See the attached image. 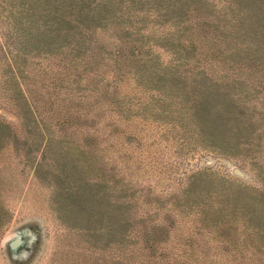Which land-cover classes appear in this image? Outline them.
Masks as SVG:
<instances>
[{"label":"rangeland","instance_id":"rangeland-1","mask_svg":"<svg viewBox=\"0 0 264 264\" xmlns=\"http://www.w3.org/2000/svg\"><path fill=\"white\" fill-rule=\"evenodd\" d=\"M107 1L121 16L85 28L83 2L75 21L70 4L59 0H0V121L7 124L0 130V264H134L137 251L156 250L141 247L145 233L153 234L147 232L152 223L165 228L154 232L165 250L192 251L186 257L182 252V264H194L195 256L200 264H264V258L248 260L244 250L234 260L223 258L231 247L218 244L217 232L198 229L195 219L203 202L239 193L233 233L240 234L237 227L250 214L264 230V0H230L231 14L249 18L256 35L252 40V31L242 32L236 43H243L238 47L244 53L230 55L238 57L232 62L224 57L233 51L218 54L217 46L201 51L199 44L186 48L170 41L173 26L166 19L147 15L129 29V12L141 11L126 0ZM161 1L183 2L191 18L197 12L192 3L202 2L198 17L205 20H215L226 5ZM41 10L61 18L40 31ZM191 30L198 34L200 28L177 38L185 43ZM134 38L147 44L159 68L178 57L169 72L179 64L182 74L198 66L212 81L225 73L244 79L219 85L198 73V87L188 77L163 72L157 79L147 70L141 80L130 55L116 64L111 56L116 47L127 53ZM196 57L217 64L207 69ZM167 89L175 98H165ZM189 95L197 97L196 105ZM174 106L195 116L202 139L166 124L175 119Z\"/></svg>","mask_w":264,"mask_h":264},{"label":"trees","instance_id":"trees-1","mask_svg":"<svg viewBox=\"0 0 264 264\" xmlns=\"http://www.w3.org/2000/svg\"><path fill=\"white\" fill-rule=\"evenodd\" d=\"M44 2H47L48 0H43ZM60 2L69 3V9L70 12H72V19L74 18L75 10L79 9L81 6V3L83 2V27L89 28L91 26H98L100 25L101 21H108L111 20L117 16H121L122 11L117 10V5H109L107 0H59ZM126 5L132 6L134 10L141 11V15L135 14V11L129 12V18L130 23L128 26L129 29H134V26L138 23V21L141 20V18L149 15L148 17L153 19H160L162 21L169 20L171 21V25L173 26V29L171 31V34L173 37L170 39V41H175L176 44H181L186 48H191L192 46H195L196 44H199V49L202 51L206 49L207 44L208 49L211 50L213 47V50L215 49V46H217L218 54H224L233 51L232 53H228L226 60H229L230 62L236 61L238 57L243 56L244 52H240V46H242L243 43L239 44L236 42H239L238 37L240 38V35L243 34L242 32H248L252 31V40L255 38V30L253 29L251 25V21L249 18H244V16L241 13H237L236 15H232L231 13L234 11V3L230 0H225V4L221 12L216 15V19L212 20H205L199 18V13H202L201 9L204 7L202 2L195 1L192 3V8H195L197 12L195 11L193 18L187 17V14L185 13V10H187V7L183 6V2L180 4L178 3L175 5V2L172 4H165L161 0H126ZM241 1V0H238ZM53 2V1H52ZM56 1H54V6H56ZM53 4V3H52ZM137 4V6H136ZM144 4V5H142ZM61 6V3L59 4ZM119 7L121 5H118ZM140 6H143L144 8L141 9ZM199 11V13H198ZM41 18L43 20V26L39 29L42 31V29L47 25L48 21L52 19H56L57 21L60 20L61 17H58V13L55 12H49L41 10L40 12ZM198 17V18H197ZM226 18V19H225ZM193 19L192 23H187L188 20ZM227 20V21H226ZM75 21H78L76 19ZM89 22H92L90 24ZM95 22V23H94ZM200 28L198 30V34L202 37H208V42L204 43L201 41L200 36H198L197 33L191 34L192 37L187 35L188 38L186 42H182L179 40L180 35H182L186 30ZM252 29V30H251ZM126 29L122 31V33H126ZM176 32V33H175ZM177 35L176 37L174 35ZM124 35V34H123ZM167 35V34H166ZM163 35V37H167L170 35ZM162 37V38H163ZM136 38H134L129 47H127V53H125L124 47H116L112 52V61L118 63L120 61V57H125L127 55H130V58L132 60L131 62V68L136 69L135 77H140L141 80H143L146 76L147 70H153L154 74L156 75V78L158 79L161 77L163 72H167L168 76H174L175 78L188 77L189 82L193 85L200 86V82L198 80L197 74L201 73L200 77H204L206 79H209L214 84L219 85H231V84H237L240 81H243V76L235 74H229L225 73L222 75V77H225V79L218 81L214 77V81H212L210 78H207V70H203L198 66L190 67V71L188 73H181V71H178L179 67L177 64L176 68L169 72L168 69L171 68L173 65V62L178 60V57L174 56L171 59V63L164 65L163 67H157L159 63L155 62V57H153V54L151 53V50L146 49V45L144 46V42L142 41H136ZM160 38H156L155 40H159ZM75 40V39H72ZM74 42V41H73ZM143 44V48L145 50L141 49V46ZM237 44V45H235ZM247 45H250L251 42L247 41ZM211 45V46H210ZM245 45L246 47H248ZM203 46H205L203 48ZM239 46V47H238ZM129 48V49H128ZM239 48V49H238ZM237 52L238 57H230V55ZM240 52V53H239ZM195 55H201L200 53ZM195 55H192L193 63L195 62ZM251 58L255 57V53L251 54ZM196 62H200L202 65H204L208 69V65L215 66L217 64L216 61H204L201 60L199 57H196ZM188 57L185 59L187 60ZM144 62V63H142ZM142 63V64H141ZM144 66L142 70H146L145 72H141L138 70H141V65ZM140 65V66H139ZM190 65V64H188ZM202 70L203 72L197 71ZM237 72H240L237 71ZM180 73V74H179ZM156 82V79H154ZM114 84H118V82H114ZM119 86V84H118ZM148 88V87H146ZM153 91L159 92L161 94V89L159 87H156V85L152 88ZM195 89V88H194ZM149 90V89H148ZM137 90L133 89L131 90V94H134V97H132L134 104L138 107V101L137 98H135ZM140 93V92H139ZM150 94L153 95V92L150 90ZM165 98H175L174 91H170L169 89L164 91ZM167 95V96H166ZM191 96V103L196 105L197 97L193 98L192 95H189V98ZM131 98V97H130ZM173 101V100H171ZM198 106V105H197ZM172 114L175 115V119H173L172 122L166 123L167 125H170L171 127H177L181 130V134H191L192 131H194L200 138L202 139L204 137V129L200 126L198 120L195 119L194 115H189L186 117L183 110H179L178 106H174L170 109ZM194 113V111H193ZM177 119V120H176ZM7 124L4 121H0V130L5 127ZM1 134V132H0ZM184 136V135H183ZM1 144V141H0ZM192 179V177H191ZM190 179V180H191ZM187 189V186L182 190L183 193ZM239 199V193L229 194L228 196H220L217 195L215 197V200H212V202L205 203L200 205L203 206V209H197L195 219L198 222H201V226H198V229H204L209 228L211 231L217 232L219 235H222L221 238L218 240V244L222 247L230 246L231 252L228 256H224L223 258H226L228 260L230 259H236L235 253H241L242 250L245 252L250 251L248 257H246L248 260L251 259L253 256L255 259L264 258V230L260 225H258V222L256 219H253L252 215L250 214L249 217L243 218L244 225L237 227V230H239L238 235L236 233H233V230L236 226H238L237 221L239 220L238 217V205L236 200ZM205 204V205H204ZM170 214V213H168ZM253 220H252V219ZM171 222L173 221V218L170 217ZM168 219V220H170ZM169 225V224H167ZM203 225V226H202ZM165 230L159 224L152 223L149 227V230L147 232L153 233L151 236H148V233H145L144 242L142 244L143 247H155L156 250L148 251L147 253L138 254L137 251V258L136 261H133L134 264H182L183 258L186 257L187 253H191L187 249L181 247L179 249H168L165 250L164 247H162L161 243L158 241L159 237L158 235H154L155 233H158L160 231ZM236 230V231H237ZM235 231V232H236ZM227 233L229 235H227ZM241 236V237H240ZM237 237H240L242 242V246L236 247L237 243ZM161 238V237H160ZM163 238V237H162ZM221 243V244H220ZM223 244V245H222ZM178 246V245H177ZM250 249V250H249ZM255 249L256 251H254ZM253 250V251H252ZM182 252L185 253V256L182 257ZM254 252L262 253L261 255H254ZM218 256V255H217ZM203 256H201L202 258ZM241 257V256H240ZM194 260V264H200L199 260H196L197 257L192 258ZM217 260L216 258H214ZM203 264V263H201ZM215 264H231L230 261L227 262H217Z\"/></svg>","mask_w":264,"mask_h":264},{"label":"water","instance_id":"water-1","mask_svg":"<svg viewBox=\"0 0 264 264\" xmlns=\"http://www.w3.org/2000/svg\"><path fill=\"white\" fill-rule=\"evenodd\" d=\"M17 241H18V239L15 238V239H13V240L10 242V244L13 245V244L16 243Z\"/></svg>","mask_w":264,"mask_h":264}]
</instances>
